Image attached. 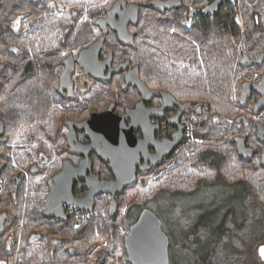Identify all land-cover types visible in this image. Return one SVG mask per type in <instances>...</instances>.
<instances>
[{"label": "flooded vegetation", "instance_id": "af4514ba", "mask_svg": "<svg viewBox=\"0 0 264 264\" xmlns=\"http://www.w3.org/2000/svg\"><path fill=\"white\" fill-rule=\"evenodd\" d=\"M117 1H112L106 15L96 19L95 25L107 18ZM130 4L140 6L124 0L117 12ZM250 4L256 12L261 9L263 17L258 16L257 26L262 21L264 29V6L255 8ZM77 6L76 0H0L5 14L0 17L1 22L26 39L21 43L11 36L10 44L0 49L7 53H0V60H5L0 61V109L1 103H11L6 116L0 113V237L23 224L20 210L26 203L24 216L29 211L40 213L39 221L66 224L81 240L91 239L90 229L85 228L91 219L100 221L103 232L119 231L121 251L109 256L115 264H133L125 239L145 208L156 211L148 206L121 208L120 198L127 189L147 183L159 193L162 171L185 161L192 147H199L200 157H207L205 148L211 141L201 117L202 107L177 99L171 92L158 88L155 80L149 86L140 74L139 64L131 63L129 58L116 63L114 53L106 49L105 43L97 60L88 55L80 57L81 51L93 44L103 30L96 25L101 34L89 45L79 47V22L89 23L91 19L79 17ZM138 23L128 25L133 42L132 28ZM241 26L242 38L234 45L236 68L243 69L244 83L232 92L233 101L240 95L236 111L240 117L236 116L229 137L240 159L264 168V134L259 135L264 132V31L251 32L242 21ZM37 31H43L41 41ZM111 31L116 33L108 26V33ZM251 35L254 39L249 42L255 47L247 53L244 41ZM182 37L186 47L190 45L189 39L201 44L190 35L183 33ZM176 46L173 39V51ZM209 53L213 57V48ZM203 58V53H186L183 65H173V84L180 81L178 71L182 69L186 77L183 84L196 83L207 67ZM258 102L260 107L256 110ZM110 106L112 117L105 133L100 135L101 131L90 121ZM164 140L177 146L161 163L152 164L166 146ZM213 160L211 156L210 162ZM132 172L136 176L134 186L121 193L112 189L115 192L98 194L101 180L116 181L119 174V182H128ZM53 191L56 196L48 199ZM89 193L91 196L87 197ZM113 203L116 208L112 215ZM89 206L93 207L91 211L84 210ZM28 207L31 208L27 211ZM47 234L52 236L53 243H58L55 231ZM72 249L68 247V252L75 255L77 251L71 253ZM172 252L170 243L169 264H177Z\"/></svg>", "mask_w": 264, "mask_h": 264}, {"label": "trees", "instance_id": "16d2710c", "mask_svg": "<svg viewBox=\"0 0 264 264\" xmlns=\"http://www.w3.org/2000/svg\"><path fill=\"white\" fill-rule=\"evenodd\" d=\"M105 1L109 2L107 6L104 5ZM112 1L76 0L79 17L91 19L89 23L79 22V47L89 45L101 34L94 21L106 15ZM131 1L138 3L141 10L139 23L132 28L134 45L122 47L116 33L111 31L106 38V49L114 53L116 63L129 58L131 63L139 64L140 74L149 86L155 80L158 88L171 92L177 99L189 101L193 107L201 106V117L205 119L211 143L205 148L207 157H200L199 147H192L185 161L164 169L160 175L162 180L159 182V193L154 192L151 183L127 189L120 198L121 208H151L157 198L186 197L198 191L207 192L208 196L229 194L233 198L224 202L219 234L216 237L217 249L224 252L225 259L216 263L217 260L213 258L216 252L213 249L197 264H264L259 251L264 246V168L257 167L253 161L240 159L229 137L236 116L240 117L236 113L240 95L233 101L232 92L240 89L244 83L243 69L236 68L234 42L238 43L242 38L241 21L243 26L246 23L251 32L264 31L262 21L257 26L260 19L258 16L263 17L261 9L256 12L250 4L252 2L258 8L264 6V0H235V3L223 0L219 14L213 17H206L204 9L216 0H182L181 8L165 13L147 7L146 4L151 0ZM3 15L4 10L0 7V17ZM1 21L0 49L10 44L11 36L21 43L26 42L21 34H15L9 25ZM37 32L41 41L40 34L43 31ZM183 33L201 44L189 39L190 45L186 47L182 43ZM251 36L246 43L244 41V51L247 53L255 47L254 43L249 42L254 39ZM206 37L213 44L208 45ZM173 39L177 41L174 51ZM211 48L215 52L213 57L209 53ZM186 53H203L205 58L202 60L207 67L196 83L189 84H183L185 71L179 70L180 81L173 84V65H183ZM0 61L5 62L2 59ZM10 104L1 103L0 113L6 116ZM211 156L213 162H210ZM26 205L23 204L20 210L23 224L0 237V264H99L100 261L115 264V259L110 258L109 254H119L121 251L123 243L118 238L119 231L113 234L106 230L103 232L100 221L91 219L85 224V228L90 229L91 239L81 240L82 237L71 232L66 224L39 221L40 213L29 211L24 216ZM247 210H253L256 215L254 227L253 220L247 216ZM48 231L56 232L58 243L52 242ZM74 235L75 240H68ZM106 239L109 244H104ZM70 246L77 251L75 255L68 252Z\"/></svg>", "mask_w": 264, "mask_h": 264}, {"label": "water", "instance_id": "95a60500", "mask_svg": "<svg viewBox=\"0 0 264 264\" xmlns=\"http://www.w3.org/2000/svg\"><path fill=\"white\" fill-rule=\"evenodd\" d=\"M121 1L124 0H118L113 4L112 8L108 12L107 18L96 21V25L101 27V29L103 30V34L98 37L96 41L91 44L88 48L82 50L80 53V57L88 55L93 56L95 60L98 59L99 52L104 47L105 39L108 34V26H110L113 31L118 33L119 40L122 44H133V38L129 33L128 25L130 23H138L140 6H138L137 4H130L122 12H117L121 9V6L119 5ZM222 1L223 0H216L213 3L207 5L204 9V15L207 17L218 15ZM146 6L158 11L159 13H165L166 11H170L172 9L181 8L183 6V2L182 0H151L146 4ZM116 12L118 19L113 18L114 13ZM135 75L136 77H138V71L135 72ZM259 107L260 105L258 102L256 110ZM111 112L112 107L110 106L107 112L94 116L93 119L90 121L95 124L96 129L101 131L100 135L102 132L105 133L106 131V128L109 124V120L112 117ZM117 123H119V121ZM113 128H118V125H114ZM263 134L264 132L259 135ZM165 144L166 146L158 152V158L155 161H152V164L161 163L163 161V158L165 156H168L172 152V150L177 146V144L173 141H165ZM241 145L239 146V150L243 154L244 150ZM248 160H251V158L249 157ZM262 164L264 166V155ZM143 172H146V170H143ZM129 174V172H126V175ZM130 177L132 179L128 182H119V174L118 179L116 181L101 180L99 182L100 191L98 194L102 192H115L112 189H115L116 192L119 193L123 192L125 188L132 187L136 183V176L134 172H132ZM55 196L56 192L53 191L48 199H52ZM89 196H91L90 193L87 195V197ZM92 208V206H89L84 210L91 211ZM115 208L116 204L113 203L111 206L112 215ZM49 216L53 217L56 215L49 214ZM2 233L3 231L0 230V234ZM125 244L129 254V259L133 264H169V236L162 228L161 218L149 208H145L141 213L138 221L131 226L130 232L125 239ZM75 252L76 250L72 249L71 253Z\"/></svg>", "mask_w": 264, "mask_h": 264}, {"label": "rangeland", "instance_id": "374dc122", "mask_svg": "<svg viewBox=\"0 0 264 264\" xmlns=\"http://www.w3.org/2000/svg\"><path fill=\"white\" fill-rule=\"evenodd\" d=\"M229 194L209 195L199 191L186 197L170 199H155L151 208L158 213L162 220L163 229L169 236L177 264H197L206 258L207 253L215 249L216 263L224 260V252L217 249L216 237L219 234L222 207ZM247 216L256 225V215L253 210H247ZM264 249V246L260 248ZM182 257V258H181ZM264 258V255H261ZM176 260V261H177Z\"/></svg>", "mask_w": 264, "mask_h": 264}, {"label": "snow or ice", "instance_id": "6c2138e0", "mask_svg": "<svg viewBox=\"0 0 264 264\" xmlns=\"http://www.w3.org/2000/svg\"><path fill=\"white\" fill-rule=\"evenodd\" d=\"M261 255H264V249H261Z\"/></svg>", "mask_w": 264, "mask_h": 264}]
</instances>
